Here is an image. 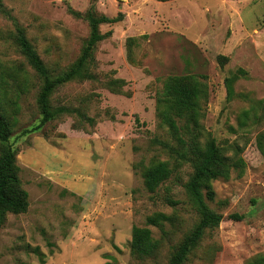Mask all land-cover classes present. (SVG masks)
Returning <instances> with one entry per match:
<instances>
[{
	"label": "rangeland",
	"instance_id": "374dc122",
	"mask_svg": "<svg viewBox=\"0 0 264 264\" xmlns=\"http://www.w3.org/2000/svg\"><path fill=\"white\" fill-rule=\"evenodd\" d=\"M1 8L55 75L76 61L88 38L80 17L93 13L119 21L99 27L108 36L89 65L93 79L66 84L50 97L53 109L72 114L41 125L38 82L20 101L10 141L29 206L9 215L0 230V264H40L35 248L45 264L167 263L197 221L184 188L192 169L183 164L156 194L145 190L141 172L152 161L174 165L175 156L153 144L176 147L156 117L155 98L166 77L185 74L205 78V136L228 156L238 147L245 162L242 177L213 181L215 198L207 204L225 219L205 232L185 264H245L264 253V155L256 145L264 120L239 122L243 111L264 101V0H0ZM14 32L0 13V62L30 71ZM239 69L245 76L227 100L224 79ZM115 80L124 82L119 94L110 90ZM77 123L82 126L74 128ZM155 212L177 215L179 227L157 261L136 262L131 229ZM232 214L243 220H227ZM150 229L159 239V230Z\"/></svg>",
	"mask_w": 264,
	"mask_h": 264
},
{
	"label": "trees",
	"instance_id": "16d2710c",
	"mask_svg": "<svg viewBox=\"0 0 264 264\" xmlns=\"http://www.w3.org/2000/svg\"><path fill=\"white\" fill-rule=\"evenodd\" d=\"M165 1V0H160ZM0 13L10 19L14 25V42L17 49L30 69L21 63L0 62V230L9 215L24 214L28 210V194L20 180V167L17 164V150L10 141L12 132L18 124L20 101L38 82V93L35 103L41 115V125L49 123L61 115L72 114L73 110L66 107L52 108L50 97L60 87L75 81L92 80L89 65L93 61L97 45L107 38L101 34L99 27L104 24H115L118 18L96 16L88 13L80 17L89 27V35L81 49L79 57L64 72L53 74L44 64L37 51L27 39L24 29L17 24L10 13L0 9ZM245 72L238 70L224 79L226 99L235 96L234 84L244 77ZM202 76L185 74L166 77L155 98L156 117L161 126L165 127L176 143L173 148L158 140L153 144L161 146L175 156L174 165L167 161H152L142 167L143 185L147 192L156 194L158 188L170 179L175 170L183 164H189L192 173L185 184V192L197 221L192 230L186 234L170 254L166 264H185L189 256L200 244L207 231L217 229L225 217L212 210L207 201H213L215 194L212 183L215 180H229L233 173L242 177L245 162L240 156V149L234 147L232 155H226L225 149L218 145L210 135L205 136L201 120L203 119L202 102L208 97L207 85ZM124 84L121 80L112 81L110 90L119 94ZM261 110L258 115L254 109ZM89 126H95L93 119L84 118ZM260 123L264 120V101H258L249 110L242 112L240 124L248 121ZM82 123L74 124L80 128ZM257 149L264 155V132L258 135ZM171 205L175 203L168 201ZM230 221L243 220L242 215L232 214L226 217ZM177 215H166L155 212L145 218L142 227L131 229L129 243L130 255L139 263L157 261L161 249L169 243L179 227ZM166 226L169 227L166 229ZM150 228H157L160 238L153 237ZM38 255L40 264H45L44 255L38 248L33 249ZM26 264V263H22ZM245 264H264V253L249 259Z\"/></svg>",
	"mask_w": 264,
	"mask_h": 264
}]
</instances>
